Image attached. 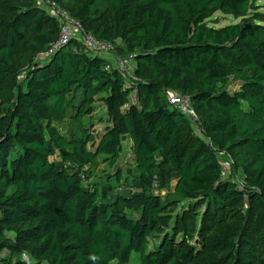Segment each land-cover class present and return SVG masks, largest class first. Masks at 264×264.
I'll list each match as a JSON object with an SVG mask.
<instances>
[{"label":"trees","instance_id":"obj_1","mask_svg":"<svg viewBox=\"0 0 264 264\" xmlns=\"http://www.w3.org/2000/svg\"><path fill=\"white\" fill-rule=\"evenodd\" d=\"M50 1L114 50L71 40L48 53L56 19L38 0H0V264H131L133 252L138 264H264L257 0ZM216 11L239 20L216 27ZM130 53L134 78L112 61ZM167 91L189 98L203 136ZM99 156L114 172L92 182Z\"/></svg>","mask_w":264,"mask_h":264},{"label":"built area","instance_id":"obj_2","mask_svg":"<svg viewBox=\"0 0 264 264\" xmlns=\"http://www.w3.org/2000/svg\"><path fill=\"white\" fill-rule=\"evenodd\" d=\"M41 7L45 8L49 15L54 17L59 26V34L57 39L52 43L48 53H53L62 46H65L71 40H79L84 43L89 50L99 56L106 57L111 54L114 47L111 43L98 40L91 33L86 32L82 24L72 17L67 10L62 8L55 1L50 0H38ZM135 54L130 53L127 55L113 56V64L116 68L126 72L130 77L134 78L132 72L135 66ZM107 58V57H106ZM167 100L170 104L178 107L183 113H185L191 123L194 130L203 136V131L197 126L194 111L191 107L190 100L187 96H182L173 91L166 92ZM232 159L225 158L220 163V177L226 179L231 172ZM240 184V183H239Z\"/></svg>","mask_w":264,"mask_h":264},{"label":"rangeland","instance_id":"obj_3","mask_svg":"<svg viewBox=\"0 0 264 264\" xmlns=\"http://www.w3.org/2000/svg\"><path fill=\"white\" fill-rule=\"evenodd\" d=\"M257 2L261 5V10L264 12V0H257ZM213 20H217V23H213L214 26L216 27H221L224 25H229L232 23H236L239 19H235L232 15H227L223 14L220 11H216L213 16L211 17V22H214ZM264 25V22L262 23ZM51 56H47L45 58H40L38 59L41 63H46L49 61ZM123 80L127 85H131L132 81L127 77L126 75L123 76ZM239 85L235 81H231L228 85V89L230 92H234L238 89ZM103 113V107L100 105H97V108L91 115L93 118L97 117L98 115ZM92 119V118H91ZM96 119V118H95ZM87 120H90L89 118ZM99 121H94L93 126H94V132H100L103 129L104 123L99 124ZM65 130L67 128L65 127ZM14 157V155L11 156V158ZM50 160L56 159V156L50 157ZM131 152H130V144L128 142H123L122 145V152H121V157L119 159V165L120 167H127V165L131 162ZM114 172L113 166L109 165V162L105 159L103 156H99V165L98 168L96 169L94 176L92 177V182H95L97 180H104L106 176H112ZM113 184L115 181L112 182ZM161 237L159 236H154L149 239L148 242V250L152 249L154 246H156ZM130 263L131 264H138L139 263V255L138 253L133 252L131 254L130 258Z\"/></svg>","mask_w":264,"mask_h":264},{"label":"crops","instance_id":"obj_4","mask_svg":"<svg viewBox=\"0 0 264 264\" xmlns=\"http://www.w3.org/2000/svg\"><path fill=\"white\" fill-rule=\"evenodd\" d=\"M106 57H108V56H106Z\"/></svg>","mask_w":264,"mask_h":264}]
</instances>
